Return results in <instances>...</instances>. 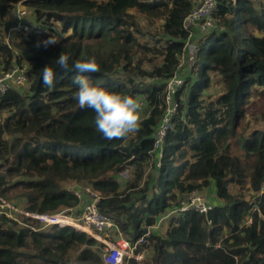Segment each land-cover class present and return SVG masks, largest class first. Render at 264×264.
Listing matches in <instances>:
<instances>
[{"label": "trees", "instance_id": "obj_1", "mask_svg": "<svg viewBox=\"0 0 264 264\" xmlns=\"http://www.w3.org/2000/svg\"><path fill=\"white\" fill-rule=\"evenodd\" d=\"M197 2L0 0V75L17 66L27 77V86L0 93V196L29 212L56 213L84 202L72 186L100 191L98 209L116 234L137 242V254L149 252L120 264H264V0H217L215 24L194 52L195 74L173 95L177 110L157 165L166 83L180 72L184 20ZM18 3L43 32L7 43ZM141 19L157 31H145ZM211 77L223 89L206 100ZM138 95L139 119L114 122ZM209 186L213 209L178 211ZM5 211L0 264H105L103 243L75 224L41 228ZM167 214L158 234L152 227Z\"/></svg>", "mask_w": 264, "mask_h": 264}, {"label": "built area", "instance_id": "obj_2", "mask_svg": "<svg viewBox=\"0 0 264 264\" xmlns=\"http://www.w3.org/2000/svg\"><path fill=\"white\" fill-rule=\"evenodd\" d=\"M217 6V0H198L193 10L187 15L184 20V27L189 30V39L185 43L186 58L191 61L190 66L194 63V43H199L201 37L215 24L213 17V12ZM28 9L23 3H18L14 7L13 15L10 23L5 29V40L8 43L13 35L23 34V35H40L43 29L36 23H30L26 21V15H28ZM197 40L192 44V38L196 37ZM192 46V48H191ZM182 65V62H181ZM189 66V67H190ZM182 67V66H181ZM26 67H13L11 70L4 72L0 75V93H5L7 89L11 87H16L27 82L26 77ZM185 82V77L182 72H178L173 77H171L166 83V108L164 111L163 118L159 124L154 140V148L158 151L157 165L159 166V161L162 156V145L165 134L170 127V123L173 120V116L176 113L177 105L174 101L175 91L183 86ZM143 107V102H136L135 100H127L125 103L119 107L114 115L113 120L119 124L130 125L135 121V115L140 112ZM75 194L82 200V209L77 217H73L66 212H56V213H34L26 211L19 208L4 198L0 197V207H7L8 211L5 213L11 217L15 218L11 211H15L19 214L32 217L38 220L41 224V228L51 226V225H70L69 221H73L77 229L85 231L86 233L92 235L94 238L103 243V260L105 264H120L122 259L126 257L138 259L140 254H137L135 250V245L131 246L126 239H118L112 241L108 239L107 233L111 230L116 231L115 224L113 220L103 214L98 209V201L101 198V192L95 190L89 186L83 187V191H75ZM179 212L186 211H196V212H207L213 209V205L207 203L198 191H192L188 197L181 201L179 207L177 208ZM170 214V213H169ZM142 239L138 240V242Z\"/></svg>", "mask_w": 264, "mask_h": 264}, {"label": "rangeland", "instance_id": "obj_3", "mask_svg": "<svg viewBox=\"0 0 264 264\" xmlns=\"http://www.w3.org/2000/svg\"><path fill=\"white\" fill-rule=\"evenodd\" d=\"M25 5V4H24ZM27 7V6H26ZM28 15H26V21L30 22L31 23V20H34L33 19V13L31 11L30 8H28ZM14 11V9H13ZM12 11V13H13ZM13 15V14H12ZM12 18V16L10 17V19ZM141 25L143 27V29L145 31H148L150 34H153L155 31H157V26L156 25H152L150 24L146 19H141ZM196 37H193L192 38V44L194 43V41L197 40V35H195ZM150 39V35L149 36H146V37H141V40H149ZM199 43H194V48L197 49V45ZM259 46L261 48L264 47V42L260 43ZM192 48V46H191ZM191 64V61L189 58H186L185 56L183 57V61H182V67L180 69V71L182 72V74L185 76H187L188 74H191L194 76L195 74V68L193 67H189ZM200 68L199 70L202 71L201 69V65H199ZM200 74V72H199ZM198 74V75H199ZM211 82H210V85L208 88H206L205 90H203L202 92V96L206 98V100L208 98H211V97H214L216 96L222 89H223V86L221 83H218L217 82V79L211 77ZM198 79L199 80H202V75H199L198 76ZM25 85L27 86V83H25ZM23 85V86H25ZM25 86V87H26ZM25 87H22V88H25ZM135 101L138 103L140 101H142V96L138 95L137 98L135 99ZM175 101V100H174ZM140 113L141 112H137V114L135 115V118L136 120L139 119L140 117ZM128 172L127 171H124L122 172L120 175H119V179L120 181H124L128 178ZM72 189H74V191H79V189L76 187V186H72L71 187ZM200 193V196L209 204H212L214 206V201L216 200L213 193H214V189H213V186H209L208 189H205L203 191H198ZM204 193V194H203ZM1 197V196H0ZM248 197V196H247ZM3 198V197H2ZM217 201V200H216ZM218 202V201H217ZM82 204H83V201H79V204L76 206V207H73V208H69V209H65L63 212H66L68 213L69 215L73 216V217H77L79 214H80V211L82 209ZM168 214L165 215V216H162L160 218L157 219V222L156 224L152 227L153 229H155L156 232H158V234H163L165 233L166 229L168 228ZM70 223L68 224H71V221H69ZM107 236H108V239L112 240V241H116L118 239H125L121 233L119 234H116L115 231L111 230L107 233ZM115 238V239H113ZM140 240V239H139ZM145 252L143 254H140L141 257H139L137 259L138 262L142 261L144 257L148 256V250H144Z\"/></svg>", "mask_w": 264, "mask_h": 264}, {"label": "bare ground", "instance_id": "obj_4", "mask_svg": "<svg viewBox=\"0 0 264 264\" xmlns=\"http://www.w3.org/2000/svg\"><path fill=\"white\" fill-rule=\"evenodd\" d=\"M204 194V193H203ZM70 221V220H69ZM71 223L74 225L75 223L73 221H71ZM76 225V224H75Z\"/></svg>", "mask_w": 264, "mask_h": 264}]
</instances>
